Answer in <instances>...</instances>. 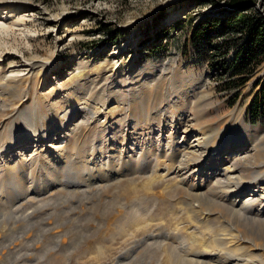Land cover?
<instances>
[{
  "label": "rangeland",
  "instance_id": "obj_1",
  "mask_svg": "<svg viewBox=\"0 0 264 264\" xmlns=\"http://www.w3.org/2000/svg\"><path fill=\"white\" fill-rule=\"evenodd\" d=\"M218 9L184 0H0V102H5L0 110L1 149L10 145L12 127L19 136L25 112L31 114L28 123L35 119L42 132L65 122L70 108H84L90 115L88 122L74 116L65 130L52 131L47 139L28 132L26 141L8 149L7 171L19 160L57 158L56 148L65 145L63 134L70 154L62 160L64 178L74 179L82 162L84 168L94 167L88 171L92 184L53 187L0 216V264H185L189 255L171 254L166 240L149 237L176 232L184 248L206 247L205 259L211 258L220 251L215 238H230L221 230L231 223L229 210L251 197L262 199L264 207V180L257 186L245 184L239 197L213 196V201L205 186L193 189L189 177L182 180L187 174L178 168V158H171V150L153 157L152 171H135L129 155L138 161L141 152H126L135 140L130 136L123 145L113 129H104L123 120L128 132L131 122L145 132L158 125L157 112L168 110L161 119L165 136L177 125L169 124L176 113L183 118L178 141L193 150L198 132L191 112L202 107L205 94L210 105L198 116L200 126L218 130V136L200 169H192L193 183L213 185L225 169L238 176L236 160L264 152V118L250 120L248 115L259 90L256 83L264 80V59L241 83L233 66L247 42L244 32L239 38L192 36L196 23L218 14ZM252 10L264 15V0H256ZM20 88L19 96L8 99ZM27 90L33 97L24 105ZM71 92L77 99L67 102ZM130 97L132 115L127 116ZM239 135L258 148L249 142L235 146L230 140L224 145L225 137ZM109 148L115 151L105 152ZM258 159L259 173L264 155ZM38 172L37 163L31 169L34 179L41 176Z\"/></svg>",
  "mask_w": 264,
  "mask_h": 264
},
{
  "label": "bare ground",
  "instance_id": "obj_2",
  "mask_svg": "<svg viewBox=\"0 0 264 264\" xmlns=\"http://www.w3.org/2000/svg\"><path fill=\"white\" fill-rule=\"evenodd\" d=\"M21 89L22 88L13 91L9 95L8 99H10L12 96H15V94L16 96H19L22 93V91H20ZM76 96L78 95L75 92H71L70 94H67L65 99L67 102H72V97L74 100H76ZM32 97L33 91L27 90L22 104H29ZM200 99V101H205V103L202 105V107L193 109V112H191L194 116V123H197L193 125V129L194 131L198 132L196 135L198 147L193 150H189L186 145L180 143L181 141H178L179 136L177 126L181 124L183 118H177L176 113H172L169 124L177 125L174 126L175 128H170V134L168 133V135L165 136L164 131H162L164 126L161 123V119L162 116L163 120L164 118H166L165 113H167L168 110L164 113L157 112V118H154V122L158 123V125H155L150 129L145 128V132H143V130L142 132H140V130L137 129L138 123L136 122H131L132 131L128 132L126 123H123V120L112 123L109 126L104 127V129H108L109 131L113 129L114 132L112 131V135H114L115 140H123V145H126L127 139L130 136L135 140L133 145L134 148L128 146L126 147V152H141V159H139L138 161L134 160L132 158V155H129L128 163H132V165L135 167V171H152L153 167L156 166V164H154L153 157L158 155L159 152H166L167 150H171V158H178V168L180 170H184V175L187 174V176L183 177L182 180L186 181L189 177V182H191L190 185L193 187V189L197 186L198 188H202V185L205 186V188L208 190L206 191V193L211 196L212 200L213 196L222 198L227 197L228 199H230L231 197L228 195L233 194L232 196L239 197L245 191V184L251 182L252 184H255L257 186L261 181L264 180V169L259 173L256 170L258 165H260L259 163L261 162L258 157L262 158L264 152H250L251 154L248 157L236 160V162L233 164V168L235 171H237L238 176L235 175L233 177L231 175H228L225 169L221 171L219 170L220 176L215 177L213 185L209 184L211 183L210 181L204 183L197 181L196 183H193V173L191 172H193L195 167H199L205 160V158L210 155V150H212V148L214 147L212 146V144L216 141L215 137L218 136V130H202V127L200 126V123L202 121L200 122V118L198 116L199 114H203L202 110L207 111V107H209V103L207 102V97L205 94ZM133 101L134 100L132 98L129 99L126 113L127 116L132 115L131 112L133 108ZM4 103L5 102L3 101L0 102V110L4 107ZM65 114V122L61 123L60 126L51 124V130L45 132L41 131V127H38L35 119L33 120V122H31V124L28 123L29 119L31 118V114L28 112H25V114L22 116L24 124H22V126L20 127L19 136L16 137L14 127L11 128L10 145L4 146L3 149H1L0 146V174H2V178L0 181V216H6L8 212L17 209V206L20 207L23 204L22 202L26 198H29L28 201L33 202L35 197L43 195L53 187L61 186L63 187L62 189L65 190L67 188L66 184H68V187H70L69 183H73V186H77L79 188L83 185L92 184V182L94 181L93 175H89L90 173H88V171L94 170V167L90 169L84 168L85 165H87L84 162L80 163V165L78 166L79 169L77 170L74 179H69L68 176H65L67 178H64L62 160L63 158L66 159V155H70L67 150L69 146V139L67 138L66 134H63L60 137L63 139L65 145L56 148L57 158L48 157V155H41V157H43L41 160H37V158H35L28 163L19 160L14 162L12 171H7L9 168L7 167V162H5V157H7L6 153L9 151L8 149L12 148L15 150L17 144L26 141L28 139V132H32L33 138L37 137L38 134H41L43 138L47 139V137L51 135L52 131H56L58 133L60 129L65 130L67 122L78 114L81 115V117L86 122H88L90 119L88 111H86V109L84 108H70L67 112H65ZM180 115L182 116V114ZM115 125L117 127H115ZM163 137L166 138L164 139ZM226 140H230V143L234 144L235 146L242 145L246 142H249L251 144V142L247 140L246 136L244 135L234 136L233 139L225 137V140H223L224 145L229 143ZM113 145H115V143ZM123 145L122 147H120L122 151ZM251 146L252 148H258V144H251ZM117 150L120 151V149ZM111 151L115 150H111V148H109L108 150L105 149V152ZM217 154L218 152L215 153V155ZM20 156L21 155H19L18 157ZM175 156L176 158H174ZM212 157H214V155ZM249 157L250 159H253L252 162L248 161ZM44 158H47V161L44 160ZM74 160L73 163H76V161ZM37 163L39 164V170L41 169V173L38 172L41 176H39L37 179H34L31 175V169ZM106 165L107 162H104L101 167H105ZM192 165L195 166L192 168ZM198 169H200V167ZM216 171H218V169ZM85 174H87V178H84ZM105 179L109 180L110 178L107 177ZM199 195L205 196V192H201ZM262 204V199L258 197H251L250 200L244 201L240 207H235L233 208V210H229L232 215L231 223H229L228 227H224L221 230H223L222 232H227L230 238L228 241L227 239L222 237L215 238V245L220 247V251L219 254L213 255L211 257L212 259H205V256L207 254L206 247L201 250L184 248L182 245L181 235L177 234L176 232H172L171 234L158 233L156 235H152L149 238L157 241L158 238H160L161 240H166V247L169 249L171 254L180 252L183 256L184 254L189 255L191 259H189L185 264H210L211 260L215 261V264H264V207H262ZM219 206H217L218 209H222ZM206 217L207 216H205V218ZM233 224L234 226H232ZM134 249L135 248H133V250ZM234 253L237 256H234ZM206 257H208V255Z\"/></svg>",
  "mask_w": 264,
  "mask_h": 264
},
{
  "label": "trees",
  "instance_id": "obj_3",
  "mask_svg": "<svg viewBox=\"0 0 264 264\" xmlns=\"http://www.w3.org/2000/svg\"><path fill=\"white\" fill-rule=\"evenodd\" d=\"M255 1L184 0V3L211 4L213 7H219L218 14L198 21L194 26L192 36L198 37L199 40L209 39L211 33L230 38H239V33H245L246 45L241 49L242 51L240 50V57L236 58L238 65L234 64L233 66V74L240 77L241 83L253 72L252 67L264 59V15L252 10V4ZM221 3L231 8L221 6ZM256 84H259V90L253 96L248 107L250 120L257 117L264 118V80L259 79Z\"/></svg>",
  "mask_w": 264,
  "mask_h": 264
}]
</instances>
